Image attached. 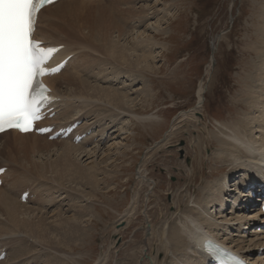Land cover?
<instances>
[{"label":"rangeland","instance_id":"rangeland-1","mask_svg":"<svg viewBox=\"0 0 264 264\" xmlns=\"http://www.w3.org/2000/svg\"><path fill=\"white\" fill-rule=\"evenodd\" d=\"M129 3L128 5L134 9L142 7L148 11L149 18L146 21H130L129 27L125 28L127 32L118 41L119 45L126 46L127 43L130 47L132 43L147 42L153 45L152 58L147 61L145 69H142L143 64L142 67L139 65L141 69L133 68L128 71L131 77L124 75L123 72H117L120 74L116 79L112 77L115 70L113 72L111 69L107 70L108 66H105L107 68L105 74L102 66L96 71L97 66L104 63V59L98 56L94 58L89 53V68L92 69L89 72L91 75L89 82L129 93L128 99H132L133 102L132 104L128 102L132 110L125 108L127 113L122 115L105 113L104 119L99 118V114L102 117L101 113L94 109L92 113L89 109V117L76 122L77 127L88 123L89 120L90 124L95 125L86 124L93 128L83 133L82 139L91 138L101 129L105 130L104 138L108 137L106 143L103 141L99 145L95 143L96 139L89 141L82 150L88 154L83 156V153L77 158L81 167L89 168V173L94 170L93 175L97 182L84 187L70 185L76 192L83 189L84 199L89 200L92 210L90 217L82 223L83 225L81 224L87 228L83 242L56 252L68 264H97L101 257H106L105 264L128 263L125 259L126 254L134 253L139 246L147 243L150 228L156 233L160 228L167 231V217L173 213L175 207L173 203L180 199L179 195L185 196V189H188L187 194L190 193L191 197L197 192L193 199L194 202H198L200 189L224 175H227L225 182L227 192L222 195L223 206H219L217 212L210 206L207 208L209 214L217 217L220 215L219 217L228 220L235 214L242 215L243 213L238 210L240 208L247 215L255 214L260 203L257 201L255 204H248L238 195L246 188L242 187L241 182L245 176L252 174L251 170L247 175L242 170H239L240 172L236 170L228 175L230 171L228 164L215 162L211 155L217 149V142L212 134L217 133L223 124L236 125V128L244 130L240 128L243 127L240 121L249 114V109L244 111L239 106L245 105L244 100L247 96L244 92L251 74L249 68L258 62L256 60L258 53L254 51L253 46L256 39L260 40L261 35L258 34L260 25H264V19L258 17L259 13L264 11V0H130ZM261 39L263 42L262 37ZM131 52L136 54L134 50ZM95 59L101 60V64ZM71 65L79 67L63 74L76 70L82 75L87 66L83 63ZM94 76L98 77L99 81H93ZM101 79L105 81L100 82ZM200 85H203L205 94L203 103L198 108L197 90ZM60 89L66 90L64 85H61ZM67 100L78 102L71 97ZM77 104L81 106L85 103ZM86 108L87 106H84L76 113L80 114L79 111ZM71 112L74 115L75 112L72 110ZM191 113H194L195 120L188 119L187 116ZM181 115L183 117H180ZM111 117L119 119L113 123ZM137 117H140V120ZM143 118L146 121H142ZM121 128L123 130H120ZM3 140H0V146ZM205 144L207 146L211 144L212 147L205 148ZM197 147L201 149V154ZM56 149L57 147L49 149L50 160L56 154L54 152ZM34 159L38 160L36 157ZM43 159L45 157L40 158ZM1 165L3 164L0 163ZM138 173L144 174L145 180H149V183L144 181L146 185L141 184ZM103 178L107 181L104 182ZM24 187V185L19 187L9 195L13 203H26L27 200L23 202L18 199L19 193L25 190ZM32 188L41 190L39 187L27 189ZM235 188L237 190H234ZM66 195L63 191L57 192L53 198L55 201L57 199L56 202L59 204H56L60 207L58 213L71 218L72 213L70 208L67 209ZM32 197L30 195V199ZM185 198L182 197L186 203ZM234 199L237 204L235 207L232 202ZM255 199L256 194H252L250 200ZM134 201L135 211L133 210L130 217H124L125 211ZM34 206L28 205L33 210ZM42 212L45 213L43 217L49 222L53 220L50 216H54L57 210L52 207L41 210L40 214ZM36 214L29 215L34 217ZM40 214L37 216H41ZM64 216L63 219L66 218ZM250 227L245 228L243 225L240 231H231L230 234H226L227 231L224 234L222 230L212 229L214 234L222 239L237 240L236 235L243 236L249 231L257 230L253 224ZM256 233L260 234L259 230ZM14 236H0V241L7 242ZM149 245L150 250L147 252L149 254L152 251L153 256L156 251V240ZM249 256L255 261L261 259L264 263V247L253 249ZM164 257H166L164 250L157 252L155 258L158 264H163ZM31 260L32 258L28 264H32ZM145 260H148L147 264H151L149 258Z\"/></svg>","mask_w":264,"mask_h":264},{"label":"bare ground","instance_id":"bare-ground-1","mask_svg":"<svg viewBox=\"0 0 264 264\" xmlns=\"http://www.w3.org/2000/svg\"><path fill=\"white\" fill-rule=\"evenodd\" d=\"M117 1L60 0L41 9L38 13L34 32L35 39L43 42L45 46H63L64 49L59 53L58 60L71 56V59L61 72L44 80L51 88L52 94L59 98V102L54 105L53 118L43 123L45 126H55L54 132L61 128L65 129L67 125H72L85 117H89V109L92 110V113H94V110L98 111L102 116L100 117L99 114V118L104 119L105 113L113 112L119 116L127 113L125 108L131 109L128 104H132L133 100L128 99L129 93H123L120 89H114V87H103L96 82L92 84L89 82L91 79L89 72L92 71L89 68V53L94 58L102 57L104 59L103 64H101V60L95 59L96 62L101 64L97 66L96 71H99L100 66H102L105 74L107 69L105 66H108L107 70L111 69V72L115 70L112 77L116 79L121 72L131 77L132 75L128 71L133 68L141 69L139 68L141 64L144 66L142 69H145L147 61L152 58L151 49L153 45L147 42L145 44L132 43L130 47L127 46L126 42V46L119 45L118 41L124 37L127 32L125 28L129 27L130 21H146L149 18L147 17L149 13L142 7L140 9L130 7V0ZM262 12L259 13L258 17L264 19V11ZM259 31L258 34L263 38V42L260 37V40L256 39L255 44L253 43V49L258 53L256 56L258 62L256 61V65L248 67L251 74L249 77L247 76L249 78L246 82L248 85L246 84L247 88L244 92L247 97L244 100L245 105L239 106L244 111L249 109V114L240 121L243 127H239L244 130L236 128V125L227 126L223 124L217 133L212 134L213 139L217 142V149L211 155L212 159L219 164H228L230 167L228 175L236 170H242L247 175L251 170L252 174L245 176L241 182L242 187L246 188L238 194L248 204H255L260 198L264 199V188L260 187L261 184H264V169L262 167L264 164L263 24L260 25ZM113 34H115L114 37ZM144 45L146 46L143 47ZM131 50H134L136 54L132 53ZM78 55H81V57L79 58ZM71 63L73 65L76 63L86 64L87 66L83 70L84 74L81 75L76 70L63 74L79 67V65L73 67ZM98 79V77L94 76L93 81H99ZM104 81L101 79L100 82ZM61 85L65 86V91L60 89ZM203 89V85H200L197 90L198 108L201 107L204 100L205 92ZM69 97L78 100L77 103L85 104L78 106L80 104L75 103V101H68ZM94 103H97V105ZM84 106H87V108L77 114L76 111ZM71 110L75 112L74 115ZM180 117L183 116L181 115ZM187 117L195 120L194 113L189 114ZM111 119L115 123L119 117H111ZM137 119L140 120V117H137ZM141 120L143 121L145 118ZM90 122L89 120L88 123L85 122L80 127H77L74 135L67 137L68 139L66 140L48 141V136L21 135L14 131L0 135V140L4 139L0 146V163L3 164L0 168H7L5 173L0 176V192L2 193H0V236L18 235L10 238L7 242L0 241V254L5 256L4 261L0 264H28L30 263L28 262L30 258H32V264H68L56 252L62 251L64 248H70L73 245H80L79 243L83 242L87 228L82 227L81 224L90 217L92 208L89 206V200L84 199L83 189L80 192H76V189L70 185L76 184L84 187L92 184V182L93 184L97 182L96 177L93 175L94 170L89 173V168L81 167L77 162V158L83 153V156L88 154L82 150H84L83 147L89 141L96 139L95 143L99 145L103 141L106 143L108 137L104 138L105 130L101 129L96 131V134L91 136V138L84 137L79 143L75 144L73 139L76 136L92 130L93 126H95L94 123L90 124ZM86 124L93 126L89 127ZM120 130H123V128ZM257 135L258 137H256ZM53 147H57L54 150L56 154L50 160L48 153L50 152L49 149ZM208 147L211 148L212 145L205 146V148ZM197 149L201 154V149L198 147ZM75 154H77V157H75ZM35 157L38 160H35ZM42 157H45V159L40 160ZM190 173L191 175L193 174L192 170H190ZM226 176L216 178L213 182L202 187L198 195L200 197L198 202H194L195 200L193 199L197 196V192L194 193V197H191L190 193L187 194L188 189H185V196L179 195L180 199H176L173 203L175 206L173 213L167 217V231L165 228H160L156 233L150 228L148 238H146L147 243L139 246L134 253L126 254L127 258L125 259L128 260L126 264H147L148 260H145V258H149L151 264H158L155 256L161 250L166 252V257L162 261L163 264H209V259L211 258L201 250L202 243L207 239L234 251L242 258H249L247 260L253 264H264L261 259L255 261L249 256L253 249L264 247L263 230H259L260 234L256 233L258 230L249 231L243 236L238 234L239 236L236 235L238 237L237 240L232 238L222 239L216 233L214 234L212 228L216 229V231L222 230L224 234L226 231L228 232L226 234H230L231 231H240L243 225H245V228L252 226V224L256 227L260 226L258 220L261 214L258 211L255 214L247 215L240 208L238 210L243 214H235L233 218L230 217L228 220L219 217L220 215L218 217L216 215L212 216L207 212V208L210 206L214 208V212L218 211L219 206H223L224 197L222 195L227 192V186H225ZM138 179L143 185L149 183V180H145L144 174L138 173ZM103 181L107 180L103 178ZM144 181L146 182L144 183ZM23 185L25 190L19 193L18 199L21 201L20 196L23 193H28L27 201L25 204L19 202L15 204L11 201L9 195ZM28 187H39L41 190H34V188L30 190L27 189ZM234 190H237V188ZM62 191L67 194L65 200L68 202L67 209H71V218L58 213V208L60 207L56 206L58 204L56 202L57 199L55 201L53 196L57 192ZM42 194L46 198H43ZM252 194H256L255 200H250ZM30 195L34 198L30 199ZM182 197H186V203ZM69 202L72 204H69ZM232 202L233 207L237 206L235 199ZM29 204L35 205L34 210L32 207H28ZM134 204L135 201L125 211L124 217H130L134 210ZM52 207L57 210V213H54L55 215L52 213L54 216H50V219L52 218L53 220L47 222L45 217H43L45 213L42 212L44 214H40V212ZM29 210L30 212H26ZM30 213L36 215L33 217L29 215ZM38 214L41 216H37ZM63 216L66 218L63 219ZM172 217L175 218L172 219ZM260 222L264 221L261 219ZM231 236L233 237V233ZM154 240H156L157 245L155 255L152 256V251L149 254L147 251L150 250V242ZM45 250L47 251L44 252ZM52 250L56 251L53 252ZM169 254L170 257H168ZM19 258L21 259L19 260ZM101 258L97 264H105L106 257ZM14 259H18V261Z\"/></svg>","mask_w":264,"mask_h":264},{"label":"snow or ice","instance_id":"snow-or-ice-1","mask_svg":"<svg viewBox=\"0 0 264 264\" xmlns=\"http://www.w3.org/2000/svg\"><path fill=\"white\" fill-rule=\"evenodd\" d=\"M53 2L0 0V132L34 130L35 122L43 118L41 105L51 102L40 78L59 71L47 67L58 49L42 46L34 32L39 11ZM216 252L223 254V249ZM229 258L233 264H244L234 255Z\"/></svg>","mask_w":264,"mask_h":264}]
</instances>
